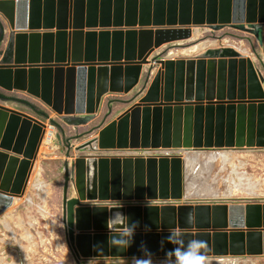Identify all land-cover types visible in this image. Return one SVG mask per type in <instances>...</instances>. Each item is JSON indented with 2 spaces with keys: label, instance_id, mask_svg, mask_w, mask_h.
Segmentation results:
<instances>
[{
  "label": "water",
  "instance_id": "obj_1",
  "mask_svg": "<svg viewBox=\"0 0 264 264\" xmlns=\"http://www.w3.org/2000/svg\"><path fill=\"white\" fill-rule=\"evenodd\" d=\"M203 27L251 33L264 54V0H0V101L35 111L9 94L25 93L86 122L106 96L131 93L147 71L139 102L79 150L264 148V76L252 58L231 48L178 60L155 55L164 45L189 46ZM44 128L37 117L0 104V215L25 195ZM74 167L78 195L69 198L66 189L63 210L77 260L142 258V245L164 258L174 248L161 246L170 230L185 243L204 242L206 258L264 255L263 203L165 204L184 199L181 156H84ZM143 201L163 204H134ZM126 217L139 227L124 251L110 246L109 236L125 231Z\"/></svg>",
  "mask_w": 264,
  "mask_h": 264
},
{
  "label": "rangeland",
  "instance_id": "obj_2",
  "mask_svg": "<svg viewBox=\"0 0 264 264\" xmlns=\"http://www.w3.org/2000/svg\"><path fill=\"white\" fill-rule=\"evenodd\" d=\"M200 33L198 40L193 39L192 42H187L188 45H196L203 41H208L209 45L207 48L199 54H193L190 56L180 54L179 51L183 50L182 47L171 48V45H164L159 50L156 51L155 55L158 53H163L164 58L171 59H187L195 58L200 54H205L208 51H222V48H231L236 50L239 54L245 58H252L253 63L257 70H259L264 76V54L263 48L260 42L253 36V34L244 32L239 29L232 27H224L219 30L212 29L209 27H203L197 29ZM243 45L242 50L238 49V45ZM189 47V46H187ZM186 49V48H185ZM178 51V53H177ZM255 51V52H254ZM171 52L177 54L170 55ZM224 53V52H223ZM259 57H257L255 55ZM148 70V68H147ZM157 73V70L153 71ZM156 73L153 75L155 76ZM148 79L147 71L143 75V79L140 85L129 94H110L105 97L103 102V108L97 115H94L86 122H80L79 117H65L60 116L54 112L50 107L44 104L41 100L28 96L25 93H9L13 96H18L20 98L27 99L36 108L35 111L27 107V110L33 114L39 115L44 121L53 120L54 125H56L57 130V145L59 147L58 151L54 154H44L39 150L37 160L33 166L32 173L29 178V182L23 197H17L21 199L14 208V217L17 222L24 221L22 227L15 228L17 236L20 238L18 242H11L8 245L0 246V260L3 262H8V264L17 261L18 264H131V259L128 257L124 258H79L77 260L76 254L71 250L68 244V238L66 234V228L64 224V210H63V199L64 193L67 189L68 197H77V189L75 183V167L74 163L77 158H82L84 156H93L96 158L100 157H119V158H145V155L158 154L157 152H162L161 158H169L166 156L168 153L172 156H177L179 153L177 150H163V149H149V150H116V151H100L94 150L92 147L79 150L81 146L90 143L96 137H98L100 128L110 123V121L116 116L128 108L132 103L133 99L140 100L141 97L135 98V94L139 92L140 89L145 85ZM4 93L3 90L0 89ZM8 94V93H6ZM132 100V103H128ZM109 103L110 109H109ZM26 107V106H25ZM39 112H44L49 116V119L45 118ZM114 121V120H113ZM100 127V128H99ZM242 149V148H241ZM233 151L234 156L236 155L238 164L239 161L246 164V169L248 173L254 175L255 177L264 178V148H249L245 147L243 150L229 149ZM225 150V151H229ZM156 151V153H155ZM213 151V150H210ZM191 152V151H187ZM207 152V151H200ZM163 153H165L163 155ZM160 156V155H159ZM173 158V157H172ZM149 159V158H146ZM69 166V173L66 168ZM216 165V164H215ZM218 166V164L216 165ZM217 167L213 169L216 171ZM37 170L39 174L37 176ZM217 172V171H216ZM37 176V177H36ZM40 177L41 181L38 182V187L35 188L36 179ZM47 185V187L45 186ZM45 188V189H44ZM43 190V191H42ZM264 187L262 192L258 197H248L245 195H237L233 198H212L202 200H187L186 198L174 201H166L165 204H177L184 205L185 203L197 202H208L210 204L214 203H224V204H235L239 201H250L259 202L264 204ZM41 195H46L44 200L40 197ZM241 197L248 198V200H241ZM16 198V199H17ZM28 199L32 200L30 205ZM218 199V200H213ZM85 205L89 203H84ZM134 204L140 205H150V204H163V201H143L136 202ZM111 205V204H110ZM11 207L3 214L8 215ZM42 209V210H40ZM42 215H41V213ZM1 214V215H3ZM45 214V215H44ZM0 215V216H1ZM9 216V215H8ZM10 219V218H9ZM36 220L37 224H31L32 221ZM28 228L31 231V236L34 235L35 241L28 244L25 239L22 238L23 228ZM6 231L2 226H0V239L4 240L9 234H4ZM15 237V235H14ZM9 240V239H6ZM8 242V241H7ZM6 243V242H5ZM3 243V244H5ZM37 243V246H36ZM22 246V248H21ZM15 256V257H14ZM14 258V259H13ZM143 258V257H142ZM157 259H162L163 257H156ZM206 264H264V255L262 256H239L234 258L229 256L226 259L220 260L215 258V256L206 258Z\"/></svg>",
  "mask_w": 264,
  "mask_h": 264
},
{
  "label": "bare ground",
  "instance_id": "obj_3",
  "mask_svg": "<svg viewBox=\"0 0 264 264\" xmlns=\"http://www.w3.org/2000/svg\"><path fill=\"white\" fill-rule=\"evenodd\" d=\"M199 37L200 33L198 30H196L193 38L195 40H198ZM208 45V41H203L196 45L191 44L189 45V47H185L186 49L183 48V50L179 51V53L181 52L180 54H184L187 56L199 54L202 53ZM242 46L243 45L240 44L238 45V48L242 50ZM177 53L171 52L170 55H175ZM92 148H96V144L93 145ZM163 150L171 151L173 149ZM176 150L179 151V153H177L176 155L181 156L185 163L184 198H186L187 200L208 201L204 199H212L218 197L233 198L240 194L248 197H258L259 195H261L260 193L262 192L264 187V178L255 177L254 175L245 171L246 164L241 161H239V163L237 164V157L236 155L234 156L233 151H230L229 149H226L229 151L213 150L207 152H187V150L184 149ZM164 154L165 153H163V155ZM168 155L169 154L167 153L166 156ZM215 164H218V166H216ZM216 167L217 172H213V169H215ZM37 171L38 176L39 170ZM39 181H41L40 177L36 179V184H34L35 188L38 187L37 184ZM45 186L47 187V185ZM44 197L46 198V195H44ZM16 200L21 199L17 198ZM15 203L14 206L17 205ZM14 208L15 207H13L11 210L14 211ZM5 225L8 227V223H5ZM25 232V237H28V240L30 242H36L34 235L31 236V233H29L28 230H25ZM7 241L8 240L6 239H0V246ZM10 264H18V262L14 261Z\"/></svg>",
  "mask_w": 264,
  "mask_h": 264
},
{
  "label": "clouds",
  "instance_id": "obj_4",
  "mask_svg": "<svg viewBox=\"0 0 264 264\" xmlns=\"http://www.w3.org/2000/svg\"><path fill=\"white\" fill-rule=\"evenodd\" d=\"M123 216L122 213H119ZM126 229L122 233H114L110 231L109 245L126 251L134 242V236L138 224H129L128 218ZM188 223L195 222V216L189 214ZM150 231V229H146ZM170 235L165 240L161 241V246L163 248L165 242L174 245V248L168 251L164 258L157 259L146 246H141V251L144 253L143 258L133 257L131 259V264H206V257L201 251L204 247V242L199 240H190L185 243L183 234L179 230H170ZM227 258V257H225Z\"/></svg>",
  "mask_w": 264,
  "mask_h": 264
},
{
  "label": "crops",
  "instance_id": "obj_5",
  "mask_svg": "<svg viewBox=\"0 0 264 264\" xmlns=\"http://www.w3.org/2000/svg\"><path fill=\"white\" fill-rule=\"evenodd\" d=\"M8 30V29H7ZM239 49V48H238ZM138 102V100H135L134 99V101H133V103L128 107V108H126L125 110H123L120 114H119V116H116V118H114V119H112L110 122H112L113 120H117L122 114H124L129 108H131L133 105H135L136 103ZM0 104H2V105H4V106H6V107H9V108H11V109H15V110H18V111H20V112H23V113H26V114H28V115H31V116H34V117H37L38 119H40V120H42V121H44L43 119H42V117H40L39 115H36V114H33V113H31V112H29L28 110H27V107H25L24 105H22V104H19V103H14V102H8V101H6V102H3V101H0ZM103 105L104 104H102V107L101 108H103ZM43 116V115H42ZM179 152V151H178ZM43 200H44V196L43 195H41L40 196ZM17 201L18 202H20V200H16L15 202V204H18L17 203ZM28 201H29V203H30V205L32 204V200L31 199H28ZM40 210H42V209H40ZM41 213V212H40ZM9 215V216H8ZM8 215H2V216H0V226H2L3 228H4V230L6 231V233L4 234L5 236H7L6 234H9L10 236H7L6 238H4V239H9L8 240V242H6L5 244H2V245H8V244H11V242H18L19 240H20V238L17 236V233H16V230H15V228H18V227H22L21 225H24V221H19V222H17L16 220H15V217H14V211H10L9 213H8ZM41 215H42V213H41ZM10 218V219H9ZM5 223H8V227L5 225ZM31 224L33 225V224H37V221L36 220H34V221H32L31 222ZM25 230H28L29 231V233H31V231L28 229V228H23V235H22V238L23 239H25V241H27L28 242V244H30V241L28 240V237H25V235H26V232H25ZM32 234V233H31ZM14 235H15V237H14ZM19 244H20V242H18ZM31 245V244H30ZM36 246H37V243H36ZM21 248H22V246H21ZM23 249V248H22ZM15 257V256H14ZM14 259V258H13ZM2 260V259H1ZM0 260V264H7L8 262H3V261H1Z\"/></svg>",
  "mask_w": 264,
  "mask_h": 264
},
{
  "label": "built area",
  "instance_id": "obj_6",
  "mask_svg": "<svg viewBox=\"0 0 264 264\" xmlns=\"http://www.w3.org/2000/svg\"><path fill=\"white\" fill-rule=\"evenodd\" d=\"M43 122L45 124L44 136H43L41 146H40L41 150L40 149L39 150L42 151V148L44 147L45 150L42 151L44 154H47V155L48 154H54L59 149L58 145L56 144L57 143L56 125H54V123L51 122L50 120L48 122L47 121H43ZM156 151H155V153H156ZM157 153L158 154H150L148 156L144 154V157L145 158H159V157H161V155H162L161 152H160V154H159V152H157ZM167 157L172 158L173 156L170 154ZM215 258L220 259V260L226 259V258H218V257H215Z\"/></svg>",
  "mask_w": 264,
  "mask_h": 264
},
{
  "label": "flooded vegetation",
  "instance_id": "obj_7",
  "mask_svg": "<svg viewBox=\"0 0 264 264\" xmlns=\"http://www.w3.org/2000/svg\"><path fill=\"white\" fill-rule=\"evenodd\" d=\"M135 95H137V94H135ZM137 98V97H136ZM132 101L131 100H129V102L128 103H131ZM36 109V108H35ZM36 114V113H35ZM263 128H264V124H263ZM255 134L258 136V132H259V123L256 121V125H255ZM263 132H264V129H263ZM243 149H245V148H238L237 150H243ZM255 203H259V202H250V201H239V202H236L235 204H245V205H247V204H255Z\"/></svg>",
  "mask_w": 264,
  "mask_h": 264
}]
</instances>
